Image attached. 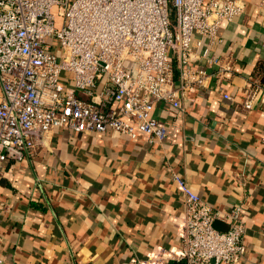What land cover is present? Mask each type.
Listing matches in <instances>:
<instances>
[{
	"label": "crops",
	"instance_id": "obj_1",
	"mask_svg": "<svg viewBox=\"0 0 264 264\" xmlns=\"http://www.w3.org/2000/svg\"><path fill=\"white\" fill-rule=\"evenodd\" d=\"M242 1L244 14L222 25L214 48L231 70L194 63L213 74L206 85L181 109L154 110L165 142L64 127L32 159L4 164V264H162L147 256L181 245L173 173L215 210L243 201L247 252L239 264H264V94L254 110L243 108L264 71V0Z\"/></svg>",
	"mask_w": 264,
	"mask_h": 264
},
{
	"label": "built area",
	"instance_id": "obj_2",
	"mask_svg": "<svg viewBox=\"0 0 264 264\" xmlns=\"http://www.w3.org/2000/svg\"><path fill=\"white\" fill-rule=\"evenodd\" d=\"M244 12L242 0H0V177L7 161L32 159L57 128L165 142L154 110L181 109L213 76L207 66L231 70L214 48L222 25ZM201 61L206 68L195 67ZM263 94L264 84L253 86L243 108L254 110ZM172 179L184 207L181 245L147 259L239 264L245 203L215 210L185 178Z\"/></svg>",
	"mask_w": 264,
	"mask_h": 264
},
{
	"label": "trees",
	"instance_id": "obj_3",
	"mask_svg": "<svg viewBox=\"0 0 264 264\" xmlns=\"http://www.w3.org/2000/svg\"><path fill=\"white\" fill-rule=\"evenodd\" d=\"M261 78H260V82L262 83V84H264V71H262V73H261V76H260ZM169 264H185L183 261H173V262H170Z\"/></svg>",
	"mask_w": 264,
	"mask_h": 264
},
{
	"label": "rangeland",
	"instance_id": "obj_4",
	"mask_svg": "<svg viewBox=\"0 0 264 264\" xmlns=\"http://www.w3.org/2000/svg\"><path fill=\"white\" fill-rule=\"evenodd\" d=\"M172 22H173L172 31L175 32L176 31L175 16H172ZM61 24H62V20L58 19V25H61Z\"/></svg>",
	"mask_w": 264,
	"mask_h": 264
}]
</instances>
